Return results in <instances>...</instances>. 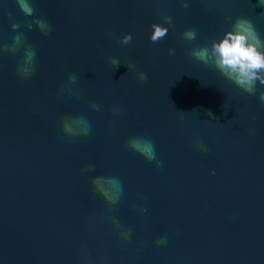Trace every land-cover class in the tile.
I'll return each mask as SVG.
<instances>
[{"label":"water","instance_id":"water-1","mask_svg":"<svg viewBox=\"0 0 264 264\" xmlns=\"http://www.w3.org/2000/svg\"><path fill=\"white\" fill-rule=\"evenodd\" d=\"M26 2L0 0V264H264V85L190 55L264 38L261 0Z\"/></svg>","mask_w":264,"mask_h":264},{"label":"clouds","instance_id":"clouds-1","mask_svg":"<svg viewBox=\"0 0 264 264\" xmlns=\"http://www.w3.org/2000/svg\"><path fill=\"white\" fill-rule=\"evenodd\" d=\"M20 8L27 14H32L34 9L26 0H18ZM264 4V0H261ZM186 8L188 5L185 3ZM163 20L166 24H171V17L165 16ZM41 28L44 27L43 22H39ZM17 25H13V28ZM152 32L150 41L159 43L168 34V27L159 23L151 25ZM196 31L188 30L183 34L186 41H194L196 39ZM132 42L131 33L127 34L121 41L122 46H128ZM15 51V48H11ZM174 49H169L170 54H174ZM191 57L205 65L215 67L221 75L228 81L233 83L243 92L252 95L257 91V82L264 85V38L257 33L252 22L246 18H237L232 25V30L226 31L221 39L213 40L210 47L202 46L193 49L190 52ZM110 62L114 67L119 66V62L112 58ZM131 67V65H128ZM22 75H27L21 70ZM138 79L143 82L146 76L138 73ZM259 99L264 103V92H261ZM65 128L71 132L72 129L66 124ZM130 143H134L130 141ZM202 151H207L201 146ZM164 240H157L158 245L163 244Z\"/></svg>","mask_w":264,"mask_h":264}]
</instances>
